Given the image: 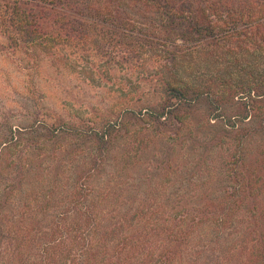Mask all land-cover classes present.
Here are the masks:
<instances>
[{
  "label": "trees",
  "instance_id": "1",
  "mask_svg": "<svg viewBox=\"0 0 264 264\" xmlns=\"http://www.w3.org/2000/svg\"><path fill=\"white\" fill-rule=\"evenodd\" d=\"M0 12L13 53L60 46L146 80L100 127L0 124V264H264V0Z\"/></svg>",
  "mask_w": 264,
  "mask_h": 264
},
{
  "label": "rangeland",
  "instance_id": "2",
  "mask_svg": "<svg viewBox=\"0 0 264 264\" xmlns=\"http://www.w3.org/2000/svg\"><path fill=\"white\" fill-rule=\"evenodd\" d=\"M5 2L0 0V11ZM3 29L0 23V124L26 128L36 115L48 121L51 114H57L65 119L77 116L100 127L144 90L143 70L141 74H131L126 68H113L100 60L77 58L60 46L54 47L61 51L52 52V56L38 49L34 53L33 47L28 50L30 54L18 50L13 53L6 48L9 41ZM220 153L224 152L218 148L212 152V167H220ZM212 167H208L209 172ZM208 171L200 172L202 178L208 177ZM157 193L158 199L164 194L162 190Z\"/></svg>",
  "mask_w": 264,
  "mask_h": 264
}]
</instances>
